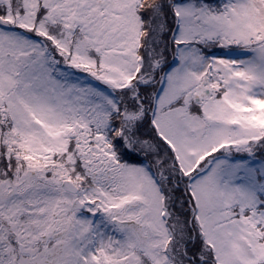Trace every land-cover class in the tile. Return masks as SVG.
Masks as SVG:
<instances>
[{
    "label": "snow or ice",
    "instance_id": "1",
    "mask_svg": "<svg viewBox=\"0 0 264 264\" xmlns=\"http://www.w3.org/2000/svg\"><path fill=\"white\" fill-rule=\"evenodd\" d=\"M0 264H264V0H0Z\"/></svg>",
    "mask_w": 264,
    "mask_h": 264
}]
</instances>
